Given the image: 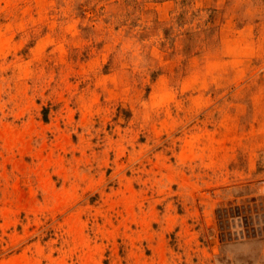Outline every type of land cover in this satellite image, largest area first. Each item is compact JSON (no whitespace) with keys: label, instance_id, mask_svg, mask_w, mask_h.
Here are the masks:
<instances>
[{"label":"rangeland","instance_id":"rangeland-1","mask_svg":"<svg viewBox=\"0 0 264 264\" xmlns=\"http://www.w3.org/2000/svg\"><path fill=\"white\" fill-rule=\"evenodd\" d=\"M0 264H264V0H0Z\"/></svg>","mask_w":264,"mask_h":264}]
</instances>
